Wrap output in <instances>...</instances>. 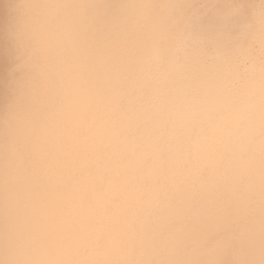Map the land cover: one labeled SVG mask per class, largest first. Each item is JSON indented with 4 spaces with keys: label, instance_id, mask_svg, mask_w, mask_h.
I'll use <instances>...</instances> for the list:
<instances>
[{
    "label": "clouds",
    "instance_id": "9594fccd",
    "mask_svg": "<svg viewBox=\"0 0 264 264\" xmlns=\"http://www.w3.org/2000/svg\"><path fill=\"white\" fill-rule=\"evenodd\" d=\"M0 264H264V0H0Z\"/></svg>",
    "mask_w": 264,
    "mask_h": 264
}]
</instances>
